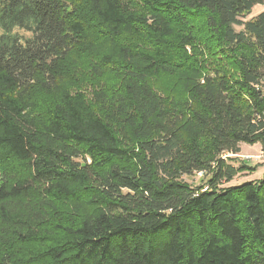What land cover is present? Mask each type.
Masks as SVG:
<instances>
[{
  "label": "trees",
  "instance_id": "trees-1",
  "mask_svg": "<svg viewBox=\"0 0 264 264\" xmlns=\"http://www.w3.org/2000/svg\"><path fill=\"white\" fill-rule=\"evenodd\" d=\"M256 4L0 0V264H264Z\"/></svg>",
  "mask_w": 264,
  "mask_h": 264
},
{
  "label": "rangeland",
  "instance_id": "rangeland-1",
  "mask_svg": "<svg viewBox=\"0 0 264 264\" xmlns=\"http://www.w3.org/2000/svg\"><path fill=\"white\" fill-rule=\"evenodd\" d=\"M264 9V6L261 4H256L251 9V13L241 17L242 20H247L257 13L261 12ZM241 26H236V30H240ZM20 32V30H19ZM228 157V162L232 163L235 166H238L241 162H247L249 166H255V170L249 169L244 170L242 173H238L235 175L229 182H223L222 185H230V184H239L244 180H257L262 173L264 172V149L261 147L260 143H240V151L237 154H226ZM226 156V157H227ZM202 174H195L194 176L187 177L186 181L193 185L201 184L203 181L201 178Z\"/></svg>",
  "mask_w": 264,
  "mask_h": 264
}]
</instances>
